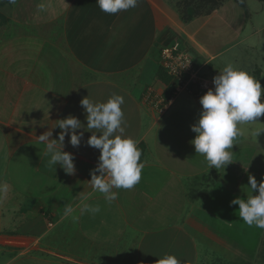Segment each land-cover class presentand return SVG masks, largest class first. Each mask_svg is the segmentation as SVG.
Returning a JSON list of instances; mask_svg holds the SVG:
<instances>
[{
  "label": "crops",
  "instance_id": "1",
  "mask_svg": "<svg viewBox=\"0 0 264 264\" xmlns=\"http://www.w3.org/2000/svg\"><path fill=\"white\" fill-rule=\"evenodd\" d=\"M248 1L236 0L232 14L222 4L186 20L183 0H139L112 15L96 0H0V264H114L117 258L102 250L123 245L126 233L134 237L126 240L134 243L137 264H157L165 254L180 264H202L203 255L213 254L202 253L210 244L224 255L210 264H264L255 244L264 243V229L239 218L229 188L248 184L249 174L259 184L262 171L236 164L237 183L228 168L209 181L205 173L212 168L190 143L202 111L195 86L162 112L143 102L148 89L163 97L160 51L175 43L204 79L212 81L227 64L242 70L250 57L240 10L246 12ZM113 94L124 97V136L137 141L143 169L134 188L113 189L118 198L109 204L88 183L100 153L86 144L92 133L80 101L106 102ZM69 115L84 125L77 130L80 146L72 147L67 135L64 140L63 151L75 157L73 175L49 167L37 140L48 130L58 139L56 121ZM231 149L233 158L244 156L240 144ZM199 165L207 166L203 173ZM200 173L202 182L195 183ZM248 195L240 191L238 198ZM81 202L101 211L82 214ZM69 206L73 212L65 215Z\"/></svg>",
  "mask_w": 264,
  "mask_h": 264
},
{
  "label": "clouds",
  "instance_id": "2",
  "mask_svg": "<svg viewBox=\"0 0 264 264\" xmlns=\"http://www.w3.org/2000/svg\"><path fill=\"white\" fill-rule=\"evenodd\" d=\"M10 2L15 3V0ZM138 3L139 0H96L99 9L110 15L133 9ZM37 7L43 11L45 5L39 4ZM212 84L214 87L199 98L202 111L191 126L195 138L190 143L195 153L204 157L209 169L224 170L233 162L234 155L230 149L241 135L239 125L256 123L257 118L264 116L262 88L256 78L231 64L224 66L213 77ZM123 104L124 97L117 94H113L106 102H94L88 96L80 101L86 113V129L92 133L86 144L100 153L88 183L109 204L118 198V192L113 189L134 188L140 182L143 169L140 162L142 153L137 141L124 136ZM56 122L54 128L60 129L58 139H52L53 133L48 130L39 135L37 140L44 146L43 153L48 157L49 167L55 169L59 165L65 174L73 175L76 171L75 157L63 151L64 140L67 135L72 147L80 146L83 133H77V130L84 125L72 115ZM261 132H264V128L257 130L254 135L257 137ZM247 188L250 195L246 199L231 200L230 206H238L239 218L246 225L264 229V178L258 184L255 177L249 174ZM80 211L82 214L95 215L101 209L99 205L81 202ZM72 212L73 208L69 206L65 215ZM157 264H180V261L173 255L165 254L157 260Z\"/></svg>",
  "mask_w": 264,
  "mask_h": 264
},
{
  "label": "rangeland",
  "instance_id": "3",
  "mask_svg": "<svg viewBox=\"0 0 264 264\" xmlns=\"http://www.w3.org/2000/svg\"><path fill=\"white\" fill-rule=\"evenodd\" d=\"M238 3H240V1H238ZM222 4L225 5L223 12H227V14L234 13L235 12L234 10L236 9L235 7H236V5H238V4H236V0H224ZM222 4H221V6H222ZM247 6L248 7H247L246 12H245V10H240V21L243 20V17H244V20L246 19L244 21V22H246V30L244 31V36H247L248 38L246 39L244 49L247 52L248 56L250 57V60H248L247 62L242 60L241 69L257 79L258 75L257 74L253 75V71H254L253 67L254 66H252V65H254V63L252 64V61L255 62L259 71L261 69V71H262L261 77H264V4H262L258 1L250 0L247 2ZM243 12H244V14H243ZM234 15H236L237 18L239 17V13L238 14L235 13ZM249 34H251V36H249ZM248 47H250V48H248ZM240 55L243 58V55L245 56V53L240 51ZM158 87H159V85H158ZM261 88H262V95H263V96H261V102L264 103L263 86H261ZM184 94H186V93L182 92L181 94H179V96H183ZM255 122L256 123H246V124L239 125V127L241 129V135L236 139V141L234 142L235 143L234 145L240 144V154L244 153V156L241 157L240 159L239 158H233V162L230 163L229 165H227V167H225V168H228L229 173L232 172L231 178L232 179L235 178V182L238 179V178L236 179V176H237L236 172H238L235 169L237 166L236 164H238V165L243 164L245 166H248L251 169L255 168V170L259 169L260 171H262V173L264 175V132H261L259 135H257V137L254 135V133L257 130L264 128V116L257 118V120ZM251 139L257 145V147L255 149H253L252 146L250 145L251 144L250 142H252ZM233 149H230V150H233ZM247 149H249V151ZM203 167H207V166L206 165L205 166L199 165L198 169H202ZM216 170H217V173H216ZM220 171L221 170L219 168L218 169L212 168L211 170H209V172H207L205 174L209 178V181L212 182V181L216 180L215 176H217V174H219ZM201 173H203V169H202ZM201 173L197 175L199 177L195 183L202 182L201 179L204 176H201ZM224 174H226V176L228 175V173H226V172ZM218 178H219V176H218ZM237 184L229 187V188H231V192H232L231 196H233L234 198L240 197V191L245 192L248 190V188H247L248 184L247 183L244 186L240 185V187H238L239 184L238 185ZM196 213H197V211H196ZM191 215L194 216L195 214L192 213ZM229 222H230V223H228L229 226H233V227H236V226L239 227L240 226V223H235V222L233 223L232 220H229ZM185 229L188 231L187 228H185ZM228 230L230 232H232L233 228L229 227ZM262 233H263L262 238H264V231ZM221 234L225 235V231H221ZM237 236L240 237L242 235H240L238 233ZM235 237H236V235H234V238ZM133 238H134L133 235L126 233V239L127 240L129 239L131 241V240H133ZM125 240H124V243H122L123 245L117 244L116 246H114V248L112 247L108 250H102V252H111V255H114L118 261L114 264H137L133 260V258L136 257V254H135L136 250L134 247V243H129L127 240L125 242ZM261 241H262V239H261ZM261 241H258V239H257L255 244L260 243L259 249H260V251L262 250L264 252V243ZM135 242H136V240H135ZM206 250L208 252H213V254L212 255H210V254L203 255V257L204 256L205 257L202 259V261H203L202 264H210V262H214L217 258H219V256L222 258L224 256L222 254L217 253V251H216L217 249L212 244H210L206 248L202 249V253H204Z\"/></svg>",
  "mask_w": 264,
  "mask_h": 264
},
{
  "label": "built area",
  "instance_id": "4",
  "mask_svg": "<svg viewBox=\"0 0 264 264\" xmlns=\"http://www.w3.org/2000/svg\"><path fill=\"white\" fill-rule=\"evenodd\" d=\"M160 64L165 73L173 79L172 87L169 89L172 90V95L168 102L178 93L184 91L190 93V86H195V97L198 100L214 87L211 80L199 76L191 58L177 43L160 51ZM143 102L158 112H162L167 104L163 97L154 94L150 89L145 92Z\"/></svg>",
  "mask_w": 264,
  "mask_h": 264
},
{
  "label": "trees",
  "instance_id": "5",
  "mask_svg": "<svg viewBox=\"0 0 264 264\" xmlns=\"http://www.w3.org/2000/svg\"><path fill=\"white\" fill-rule=\"evenodd\" d=\"M224 0H183L185 13L190 20L195 15H208L215 9H217ZM264 4V0H255ZM161 70V69H160ZM158 79L165 85L163 90V98L165 103L168 102L169 98L172 95V90L168 88L173 84V79L165 74L162 70L158 72ZM170 87V88H171Z\"/></svg>",
  "mask_w": 264,
  "mask_h": 264
}]
</instances>
